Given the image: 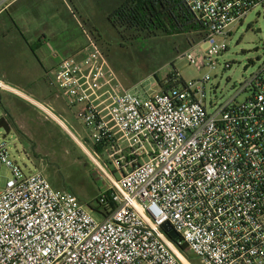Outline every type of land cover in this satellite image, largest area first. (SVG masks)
<instances>
[{"label": "built area", "instance_id": "built-area-1", "mask_svg": "<svg viewBox=\"0 0 264 264\" xmlns=\"http://www.w3.org/2000/svg\"><path fill=\"white\" fill-rule=\"evenodd\" d=\"M184 1L207 37L194 46L202 59L182 58L207 68L203 78L174 74L166 90L141 96L88 35L54 71L52 85L79 107L95 155L86 151L110 184L99 212L41 171L25 172L0 143V170L12 174L0 178V264H264V63L213 112L207 99L232 30L264 0ZM1 90L18 92L0 79Z\"/></svg>", "mask_w": 264, "mask_h": 264}, {"label": "rangeland", "instance_id": "rangeland-1", "mask_svg": "<svg viewBox=\"0 0 264 264\" xmlns=\"http://www.w3.org/2000/svg\"><path fill=\"white\" fill-rule=\"evenodd\" d=\"M121 1L21 0L0 19V79L21 93L0 91V119L6 117L12 127L6 138L4 130H0V143L9 144L13 161L25 172L41 171L55 189L73 192L94 207L100 191L107 190L110 184L98 174L87 152L95 155L89 132L76 117L79 107H69L52 85L58 65L74 56L77 48H85L88 35L123 85L141 96L160 91L159 82L169 75L178 74L190 83L209 72L182 58L187 52L199 59L204 56L199 47L185 48V36H159L137 42L122 38L108 21L109 12ZM29 8L34 16L38 15L36 19L28 16ZM227 44L228 50L217 58V70L211 73L212 81L207 86L210 112L235 96L263 65L264 6L252 11L232 30ZM225 64L231 68L226 69ZM245 97L241 95L239 101ZM105 160L103 155L100 161L104 164ZM110 168L113 171L114 167ZM0 178L4 185L12 178L11 171L2 167ZM193 264L202 263L193 257Z\"/></svg>", "mask_w": 264, "mask_h": 264}, {"label": "trees", "instance_id": "trees-1", "mask_svg": "<svg viewBox=\"0 0 264 264\" xmlns=\"http://www.w3.org/2000/svg\"><path fill=\"white\" fill-rule=\"evenodd\" d=\"M108 21L122 38H127L126 41L128 38L137 42L159 36H185V48H192L207 37L204 27L184 0H122L109 12ZM127 34L130 36L126 37ZM172 79L173 75H169L165 81H160L159 85L166 90L168 82ZM89 207L99 212L100 208H94L92 204H89ZM181 250L192 259L186 246Z\"/></svg>", "mask_w": 264, "mask_h": 264}, {"label": "crops", "instance_id": "crops-1", "mask_svg": "<svg viewBox=\"0 0 264 264\" xmlns=\"http://www.w3.org/2000/svg\"><path fill=\"white\" fill-rule=\"evenodd\" d=\"M20 1L21 0H0V19H4L6 16H8L9 11L11 10V8H13ZM45 1H52V0H45ZM32 10L36 13V9H32ZM26 12H29L28 13V16H30L31 18L36 19L37 16H38V15L37 16L36 15L34 16V14L31 13L30 8H29V10H26ZM21 16L23 17L24 15H21ZM12 23H15V22L12 21ZM90 23L93 25V27H96V24L94 25L93 22H92V20H90ZM96 30H98L97 27H96ZM92 34L95 36V30H93ZM83 50H84V48H77V50L74 52V55L79 54Z\"/></svg>", "mask_w": 264, "mask_h": 264}, {"label": "water", "instance_id": "water-1", "mask_svg": "<svg viewBox=\"0 0 264 264\" xmlns=\"http://www.w3.org/2000/svg\"><path fill=\"white\" fill-rule=\"evenodd\" d=\"M0 130H4V138H6L12 132V127L6 117H2L0 119ZM164 229L172 239L175 240L179 237L178 234L173 230V228L169 224H165Z\"/></svg>", "mask_w": 264, "mask_h": 264}, {"label": "bare ground", "instance_id": "bare-ground-1", "mask_svg": "<svg viewBox=\"0 0 264 264\" xmlns=\"http://www.w3.org/2000/svg\"><path fill=\"white\" fill-rule=\"evenodd\" d=\"M20 93V92H19ZM23 94V93H22ZM20 95H21V93H20ZM33 102V101H32ZM43 107V106H42ZM52 115V117L56 120V121H58L64 128H66V126H65V124L63 123V122H61L54 114H51ZM73 134V133H72ZM77 138V137H76Z\"/></svg>", "mask_w": 264, "mask_h": 264}]
</instances>
